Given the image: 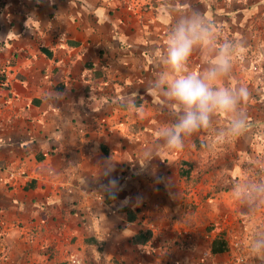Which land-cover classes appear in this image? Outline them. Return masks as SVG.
<instances>
[{"label":"crops","instance_id":"0c3cea01","mask_svg":"<svg viewBox=\"0 0 264 264\" xmlns=\"http://www.w3.org/2000/svg\"><path fill=\"white\" fill-rule=\"evenodd\" d=\"M188 9L242 46L220 84L248 87V127L221 138L217 117L182 151L146 162L170 122L164 98L146 93L161 70L154 53ZM205 66L199 52L189 59ZM0 73V264H264L249 251L264 223L248 228L264 198L237 192L248 167L237 153L264 136V0L5 1ZM129 98L143 111L122 106ZM220 237L227 248L212 253Z\"/></svg>","mask_w":264,"mask_h":264},{"label":"clouds","instance_id":"9594fccd","mask_svg":"<svg viewBox=\"0 0 264 264\" xmlns=\"http://www.w3.org/2000/svg\"><path fill=\"white\" fill-rule=\"evenodd\" d=\"M217 26L206 14L188 9L177 12L166 34L163 50L156 49L155 57L161 70L146 88L147 95L162 96L166 102L170 122L158 128L160 143L146 149L143 159L149 162L155 158L163 159L164 151H182L185 142L191 137L214 129L215 119L224 116L227 125L218 131V137L239 136L248 127L245 106L249 102L250 92L247 86H221L233 67V58L242 50L239 42L219 39ZM199 52L206 65L202 72L190 70L189 59ZM211 53L210 61L204 57ZM122 106L138 112L143 107H136L135 101H121ZM110 165H106L107 170ZM117 181L109 180L108 187H115ZM249 197L253 203L264 198V184L257 182L248 186ZM250 253L264 260V238H256L249 245ZM79 264L83 261L78 259Z\"/></svg>","mask_w":264,"mask_h":264},{"label":"rangeland","instance_id":"374dc122","mask_svg":"<svg viewBox=\"0 0 264 264\" xmlns=\"http://www.w3.org/2000/svg\"><path fill=\"white\" fill-rule=\"evenodd\" d=\"M5 1H9V0H5ZM260 132H261V130L260 131L258 130L256 132L257 135L254 137V141L256 144V151L255 152L248 150V152H238L237 153L238 164H240V162L242 161L244 163V166H245V163L248 162V167H244V169L238 167L237 178H238L239 183L237 185V192H239V193L240 192H248V186L252 185V184H256L257 182L264 184V180L261 181V176H260L261 175V171H260L261 169L260 168L256 169V167L258 165H260L259 159L263 153V151H261L260 146L264 145V136ZM249 140H250V136H249L248 142H249ZM251 159H253V161ZM247 174H248V176H247ZM248 177L251 179L250 181L248 180ZM248 181H249V183H248ZM226 185L227 184H224L223 186L226 187ZM254 221H259V222L264 223V214L263 215L257 214L256 217L248 216V228H250L253 225ZM210 222L211 221L204 222L202 225L205 226V225L209 224ZM213 223L214 222H212V224ZM3 226H5V225H3ZM7 228L8 227L4 228L2 236H4L5 233H7L6 232ZM248 234H249V237H248V240H249L250 235H252L251 231H249ZM0 236H1V234H0ZM260 238H264V232H263L262 236H260ZM233 245H234V247L239 246L238 242H234ZM72 262L75 263V261H72Z\"/></svg>","mask_w":264,"mask_h":264},{"label":"trees","instance_id":"16d2710c","mask_svg":"<svg viewBox=\"0 0 264 264\" xmlns=\"http://www.w3.org/2000/svg\"><path fill=\"white\" fill-rule=\"evenodd\" d=\"M4 1L5 0H0V10H1V8L3 7V5L5 3ZM4 80H5V76L2 73H0V86L3 85ZM190 173H191V170H189V168H186V169L184 168V169H182L180 171V176H189ZM128 213H129V211H128ZM128 218H130V219L132 218L131 214H130V217L128 216ZM213 228H214V225H211L210 227H208L209 230L213 229ZM143 241H145V240L143 239ZM226 248H227V243H226V241L224 239H222V237H220L218 239L216 238V239H214L212 241V244H211L212 253L222 252Z\"/></svg>","mask_w":264,"mask_h":264}]
</instances>
